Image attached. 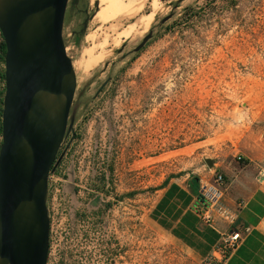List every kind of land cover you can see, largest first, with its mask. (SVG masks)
<instances>
[{
	"label": "rangeland",
	"instance_id": "obj_1",
	"mask_svg": "<svg viewBox=\"0 0 264 264\" xmlns=\"http://www.w3.org/2000/svg\"><path fill=\"white\" fill-rule=\"evenodd\" d=\"M63 38L77 91L47 264H207L153 210L172 180L209 181L205 159L264 171V0H70Z\"/></svg>",
	"mask_w": 264,
	"mask_h": 264
},
{
	"label": "water",
	"instance_id": "obj_2",
	"mask_svg": "<svg viewBox=\"0 0 264 264\" xmlns=\"http://www.w3.org/2000/svg\"><path fill=\"white\" fill-rule=\"evenodd\" d=\"M69 3L0 0V33L6 46L0 264L48 261L49 179L60 163L65 139L73 132L69 118L77 91L76 72L63 38ZM87 26L86 21L85 30ZM152 37L153 33L147 35L134 52H140ZM205 163L214 168V160L205 159ZM193 183L199 185V179Z\"/></svg>",
	"mask_w": 264,
	"mask_h": 264
},
{
	"label": "crops",
	"instance_id": "obj_3",
	"mask_svg": "<svg viewBox=\"0 0 264 264\" xmlns=\"http://www.w3.org/2000/svg\"><path fill=\"white\" fill-rule=\"evenodd\" d=\"M217 169L215 162L213 171ZM221 170L226 177L222 203L228 215L216 213L211 225L203 223L195 212L200 184L181 178L160 191L153 217L164 225L156 222L166 233L204 260L211 254L221 260L216 246L222 236L232 229L240 230L242 242L221 264H264V171L233 163ZM208 171L212 178V169ZM204 179L201 177L199 183Z\"/></svg>",
	"mask_w": 264,
	"mask_h": 264
},
{
	"label": "built area",
	"instance_id": "obj_4",
	"mask_svg": "<svg viewBox=\"0 0 264 264\" xmlns=\"http://www.w3.org/2000/svg\"><path fill=\"white\" fill-rule=\"evenodd\" d=\"M1 41H3V38L0 33ZM239 159L241 158L239 157ZM199 184L195 212L203 223L211 225L216 213H221L223 217L228 215L227 209L222 203L226 177L217 169L213 171L212 178L209 181H201ZM242 240L243 235L240 230L232 229L224 234L216 246V252L222 255L221 260L216 255L211 254L205 259L207 264H221V262L226 260L238 248Z\"/></svg>",
	"mask_w": 264,
	"mask_h": 264
},
{
	"label": "trees",
	"instance_id": "obj_5",
	"mask_svg": "<svg viewBox=\"0 0 264 264\" xmlns=\"http://www.w3.org/2000/svg\"><path fill=\"white\" fill-rule=\"evenodd\" d=\"M5 54H6V46H5L4 41H1L0 42V62H2L3 64H5V60H4L5 59ZM2 77L5 80L4 74H2ZM4 94H5V92L2 93L0 91V117H2V106H3V96H4ZM1 136H2V123H1V119H0V145H1ZM153 220L155 222H157L161 227L165 228L164 225L160 221L157 220V218L153 217ZM173 235L177 237V235H175V234H173Z\"/></svg>",
	"mask_w": 264,
	"mask_h": 264
},
{
	"label": "bare ground",
	"instance_id": "obj_6",
	"mask_svg": "<svg viewBox=\"0 0 264 264\" xmlns=\"http://www.w3.org/2000/svg\"><path fill=\"white\" fill-rule=\"evenodd\" d=\"M97 1H101L102 3H104V2H109V3H110V6L115 5V0H97ZM102 14H103V13H102ZM103 19H105L104 14H103Z\"/></svg>",
	"mask_w": 264,
	"mask_h": 264
}]
</instances>
